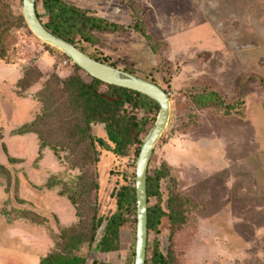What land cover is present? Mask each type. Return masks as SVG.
I'll use <instances>...</instances> for the list:
<instances>
[{
    "label": "rangeland",
    "instance_id": "rangeland-1",
    "mask_svg": "<svg viewBox=\"0 0 264 264\" xmlns=\"http://www.w3.org/2000/svg\"><path fill=\"white\" fill-rule=\"evenodd\" d=\"M63 1L125 28L78 48L171 98L149 166L162 218L146 264L159 253L167 264H264V0ZM75 75L90 79L32 32L23 0H0V264H135L134 206L118 250L96 245L117 193L136 189L140 150L91 144L105 126L84 124ZM33 121L40 134H16Z\"/></svg>",
    "mask_w": 264,
    "mask_h": 264
},
{
    "label": "trees",
    "instance_id": "trees-1",
    "mask_svg": "<svg viewBox=\"0 0 264 264\" xmlns=\"http://www.w3.org/2000/svg\"><path fill=\"white\" fill-rule=\"evenodd\" d=\"M37 10H44L39 17L42 19L44 25L55 35L64 38L72 44L84 40L91 43L99 41L98 33L100 32H117L120 29H125L123 26L113 24L89 15L87 11L77 5L68 4L63 0H37ZM45 18V19H44ZM89 56L102 61L96 55L89 54ZM117 67L113 63L110 64ZM77 69H82L76 65ZM127 71V69H124ZM86 80L82 76L75 75L70 78L76 86V100L78 101L81 114L83 116L84 124L87 128L93 125L104 124L107 139L103 137H91L92 145H100L102 148L111 149L117 154L126 155L135 145L137 151L140 150L143 143L142 135L148 133V123L156 121L160 110V105L149 96L140 92L105 83L97 78L92 77ZM148 79V78H147ZM132 110H143L146 114L144 117L138 118L134 113L129 114L127 108ZM149 113H155L154 117H149ZM36 121L25 124L22 128L16 131V134H26L40 132L33 127ZM114 144L112 148L111 144ZM46 145H41V150ZM160 177H153L148 174V197H149V230L155 229L161 222L162 214L160 206L150 205V198L155 195L154 185ZM118 211L107 219L102 237L97 242L96 248L101 252H112L119 248V241L122 234V229L128 226V218L126 213L129 210L137 208L136 189L131 186H123L117 193ZM170 219L174 217L169 214ZM104 220L99 218L94 228V234L91 242L94 241L97 230L102 226ZM48 259H43L44 262ZM85 263V261H83ZM154 264H167V260L163 253L155 254L153 256ZM92 264H106L95 259Z\"/></svg>",
    "mask_w": 264,
    "mask_h": 264
},
{
    "label": "water",
    "instance_id": "water-1",
    "mask_svg": "<svg viewBox=\"0 0 264 264\" xmlns=\"http://www.w3.org/2000/svg\"><path fill=\"white\" fill-rule=\"evenodd\" d=\"M23 13L32 32L46 43L67 54L89 75L105 83L125 87L154 99L160 110L156 122L143 140L136 170L137 231L135 264H146L149 241V166L157 143L169 126L172 104L170 95L157 83L101 62L83 52L77 45L46 28L37 10V0H23Z\"/></svg>",
    "mask_w": 264,
    "mask_h": 264
}]
</instances>
